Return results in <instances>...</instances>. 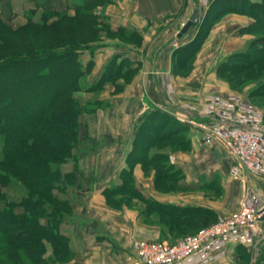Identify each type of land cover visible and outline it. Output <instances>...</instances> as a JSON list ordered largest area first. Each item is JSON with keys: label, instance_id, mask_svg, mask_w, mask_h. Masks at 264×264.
I'll return each instance as SVG.
<instances>
[{"label": "crops", "instance_id": "obj_1", "mask_svg": "<svg viewBox=\"0 0 264 264\" xmlns=\"http://www.w3.org/2000/svg\"><path fill=\"white\" fill-rule=\"evenodd\" d=\"M111 1L109 5V7L112 5L109 13L111 19L107 21L111 29L122 27L128 31H154L156 29L154 24L146 25L149 17L154 22L161 21L160 24L164 26L162 33L166 34L164 38H170L167 34L178 26L174 22V16L179 19L189 17L196 5L201 6L202 0ZM192 1H195L193 7ZM10 3L14 15L13 22L25 23L28 17V13L25 12H29L33 20L40 16L41 11L39 9L34 11L35 4L32 1L11 0ZM122 4H127L128 7H122ZM207 5L209 6V3ZM221 17L211 26L208 36L202 43V49L195 58L194 67L187 76L174 74L171 70L170 56L166 59L164 57L166 46L175 38L171 37L152 59L154 74L151 76L150 71L145 70L142 64V67L135 71L131 82L119 93L118 105L113 102L110 108H98L93 117L86 112L80 114L78 146L73 148V155L62 163L60 169L64 182L62 187L55 190L60 198L68 200L71 207L68 217L59 225L60 233L70 238L74 253L69 264H131L138 240H164L161 226L150 220H140L138 210L132 208L111 210L104 201V189L120 184L122 169H129L126 157L132 149L140 122L148 113L160 107L174 112L175 116L180 118L185 113L175 108H181L201 114L218 113L225 116L230 124L256 126L252 119L244 115L226 114L222 110L206 108V105L214 100L230 104L229 101L236 98L241 105L263 109L258 103H252L247 88L243 90L231 88L226 80L218 76L216 70L218 61L232 54L233 50L239 51L237 48L244 47L243 38L246 35L242 34L240 37L237 35L240 29L252 22V18L237 12H227ZM221 45L223 49L218 51V58L214 57V54H217L215 49ZM233 45H237V48ZM110 48L100 46L93 56L88 51H84L80 56L84 65L90 59L94 62L93 70L88 74L93 82L99 80L106 64L112 58L117 57V62H120L130 57L126 53ZM134 49L136 48L130 51L134 52ZM133 60L141 62L138 57ZM136 67L134 63L131 69L135 70ZM152 79L157 85L155 93L157 102L150 99L152 89H149V86ZM144 97L153 105L145 101ZM187 116L192 121L195 119V122L208 120L207 117ZM202 118L205 120H201ZM128 124L131 125V130L124 137ZM187 125L188 145L185 148L167 150L171 162L182 174V178L179 179L180 186L175 188L158 186L152 175H145L140 164L136 163L132 167V178L138 192L145 198L164 204L204 207L212 210L216 217L235 210L246 193L256 194L260 205L264 206V174L254 175L245 170L232 174L230 153L220 144L206 143L202 138L204 129L198 123ZM101 144L110 146L102 149L99 146ZM91 211L95 214L94 219L88 215ZM17 212L22 213L23 210L18 209ZM263 216L264 213L251 226L222 239L182 264H235L236 259L243 258L242 252L245 251L249 252L251 257L257 253L255 264H264V242L259 244L263 246L261 251L259 248L255 249V243L262 233ZM93 222L96 224L94 229H91Z\"/></svg>", "mask_w": 264, "mask_h": 264}, {"label": "trees", "instance_id": "obj_2", "mask_svg": "<svg viewBox=\"0 0 264 264\" xmlns=\"http://www.w3.org/2000/svg\"><path fill=\"white\" fill-rule=\"evenodd\" d=\"M2 1L8 3L9 0ZM45 1L42 3L44 12L40 22L29 19L24 25L13 29L0 17V35L6 33V30L12 34H21L27 29L31 30V34L34 31L40 32L39 34L47 32L53 26L47 24L48 19L60 13V10L53 7L49 0ZM92 1L94 0H64L61 5L64 6L62 12L73 9L77 19L89 20L91 13L79 10L84 4ZM261 8H264L262 2L252 0H211L207 15L219 19L227 12L243 13L252 17L250 26H255L262 21L258 15ZM197 42L195 39L175 49L182 52L181 56L186 61L187 69L192 66L195 53L193 51ZM57 44V47L43 51L26 49L25 53H17L14 50L15 43H6L0 38V185H9L15 181L26 189V193L18 200L0 194V232L8 245L23 250L30 258L34 256L38 264L44 263L41 258L43 247L40 245L42 236L57 242L56 247L59 249L71 251L69 238L59 232V225L67 216L64 209L68 207V202L55 196L53 191L58 189L57 185L62 179L60 165L71 155L78 141L79 116L86 107V104H81L71 92L75 88L79 89L80 78L93 62L90 59L84 65L80 59V53L90 48L87 44ZM263 61L264 45H256L249 47L247 51L233 53L222 62L218 72L221 74L223 71H229L236 76H245L251 66L257 68V64ZM173 67L174 73L180 72L176 63ZM99 81L100 78L88 89L99 84ZM263 84V79L256 82V89L250 91V95L263 98L262 90L256 91L257 86ZM257 103L262 106L261 102ZM156 114L168 116V113L154 109L144 117L128 154V165L135 161L144 164V160L138 158L137 153H143L142 148L138 147L135 151L138 146L137 136L143 129L157 134L165 121L153 123L152 119ZM187 129L188 125L185 123L180 122L176 126V133L172 137L184 134L183 146L178 147L184 148L188 145ZM159 135L160 139H166L164 131ZM132 154L136 156L133 161L130 160ZM160 155L165 154L152 153L147 157L149 161H153ZM123 175L132 178L131 168L122 169L121 183L105 188L104 193L112 194L121 188ZM181 178L182 174L176 167L170 171L158 170L155 175L156 184L162 188L179 187L178 181ZM132 188L133 192L138 193L148 204L144 212L148 209L150 214L155 213L157 216L152 222L161 226L163 239L169 240L179 234L184 236L194 233L217 218L216 214L207 208L160 203L143 197L135 186ZM16 206L23 207L24 211L15 212ZM144 216L146 218V214ZM41 218L45 219L44 223L40 221ZM259 246L261 251L263 246Z\"/></svg>", "mask_w": 264, "mask_h": 264}, {"label": "rangeland", "instance_id": "obj_3", "mask_svg": "<svg viewBox=\"0 0 264 264\" xmlns=\"http://www.w3.org/2000/svg\"><path fill=\"white\" fill-rule=\"evenodd\" d=\"M29 1L34 2L35 4L34 11L39 9L41 13L40 16H37V18L33 20L31 14L29 12H25L28 13L27 15L28 17L25 23L29 19L35 22H40L42 19L41 18L42 14L44 12L42 3L44 4V2L46 1L45 0H29ZM49 1L53 7L60 10L59 11L60 13L52 15L48 19L47 24L50 23L53 26L47 32H43L39 34L40 32L34 31L31 34V30L27 29L22 31L21 34H12L8 32V30H6V33L1 34L0 38L4 40L6 43L7 42L15 43L16 48L14 50L17 53H25L26 49L30 51H43L49 48L57 47L58 46L57 43H61V42L66 44L71 42L74 43L81 42L87 44L90 47L89 49H86L84 51H88L89 53H91V56H93L95 50L100 46L102 47L109 46L111 47L110 48L111 50H119L130 56V57H126L123 61L121 60L122 62L121 61L117 62L116 59L117 57L112 58V60L106 64L104 68V72L100 75L99 84L92 87L91 89H88L89 86L95 84V82H93L88 75L93 70L94 67V62H92L89 70L86 73H84V75L79 80V89L75 88L72 90L71 92L72 96L77 98L81 104H86L85 110H83L82 112L89 113L92 117L94 116L93 114L98 108L107 109L111 107L113 102H115L117 105L120 103L119 93L122 92L125 85L131 82V79L133 78L135 71L140 69L142 67V64L145 70H147L148 72L150 71L151 76L154 74V67L151 64H152V59H154L158 49L171 37H176L179 29L182 27L183 23H185V21L188 18V16H186L183 17L182 19H179V17L174 16L175 17L174 22L175 24L177 23L178 26L175 29H173L171 33L167 34V36L170 38H164L166 37V34L162 33L164 30V26L163 24H160L161 21L154 22L149 17L146 20V25L151 26L154 24L153 26L156 28L154 31H146V32L143 31L137 32L136 30L128 31L122 27H119V29H111L110 25L107 22L108 20L111 19V17L109 16V13L111 12V8H112V5L109 7L110 3L112 2L111 0H94L90 3L84 4L79 11H84V12L89 11L91 13L89 16L90 17L89 20L77 19V16H74L76 15V12L73 9H68L66 13L65 12L63 13L62 11L64 10L62 9L64 6L61 7V5L64 0H49ZM118 1H122V0H118ZM210 1L208 0L201 1V19L195 31L185 41L172 44V46L169 49H166V52L164 53L165 59L170 56L169 60L171 61L172 72L174 73L173 71L174 63H176L177 69L178 71H180L179 73H174V74L180 76H187L192 71L194 67L195 58L197 57L198 53L201 51L202 43L205 40V38L208 36L211 26L222 18L219 17V19H216L212 17L210 14L207 15V11H208L207 3H210ZM252 1L262 2L264 6V0H252ZM10 2L11 0H9L8 3L0 0V17L2 18L3 21L10 24V26L13 29H15L19 26L24 25L25 23L19 24L18 22H13L14 15ZM121 6L128 7L127 4L124 5L122 4ZM193 6H195V1L191 2V7ZM31 11L33 12V10ZM258 15H259V19H262L261 22L259 21L260 22L259 24L257 23V25L255 26L254 25L250 26L249 24L248 25L249 27H244L243 29L239 30V35H237V37L243 36L244 34L247 37V38L246 37L243 38L244 47L237 48L236 47L237 45H233L235 46L234 48L239 49V51H247L249 47H255L256 45H264V8H261L258 11ZM227 38L228 36L226 37V40ZM195 39H197L198 41L197 43L199 44V46L197 44L194 47L195 50L193 52L195 53L192 59V66L190 69H187V67L185 66L186 61L181 56L182 52L175 51V49H177L178 47L184 44L190 43L192 40ZM132 48H136L134 49L135 50L134 52L130 51ZM221 49H223L222 45L219 48L215 49V52H217V54L216 55L214 54V57L218 56V51H220ZM84 51L80 53V56L83 55ZM234 51L236 50H233L232 54L235 53ZM232 54H229L228 56H225L220 61H218L216 65L218 76L226 80L233 89L243 90L247 88L248 96L252 100V103L254 104L257 102H261L263 109L259 110L257 107L241 105L240 104L241 102L239 103V101L236 98H232L229 101L231 102L230 104L228 102L218 103L216 100H214V102H211L208 105H206L207 106L206 108L207 110H216V111L222 110L226 112V114L232 113L233 115L236 114L244 115V117H249L254 121L256 126L261 127L264 130V97L260 98L258 96L255 97L250 95V91L256 89L254 88L256 86V82H258L260 79L264 80V61L257 64V68L251 66V68L246 71L245 76L243 75L236 76L235 74L229 71H223V73L220 74L218 72V68L220 67L222 62L227 60ZM220 56L221 55H219V57ZM132 57L133 58L138 57V59H140L141 62H139V60L138 61L133 60ZM83 62L85 63V60ZM134 63H135V67L136 66L137 67L135 68V70H132L131 67L134 65ZM257 87L258 88L256 91L262 90L264 94V84L262 86L258 85ZM156 88H157L156 81L152 79L151 86H149V89H152L150 91V94L152 95L150 98L151 100H155L156 98V94H155ZM125 100L127 101V99H124V101ZM144 100L150 102L147 97H144ZM155 101L157 102V100ZM233 105L236 106L233 107ZM215 106H217L218 108L217 107L214 108ZM159 109L162 111V113L163 112L168 113L167 114L168 116L164 114L160 116V114L157 115L158 114L157 113L154 119H152L153 123H156L157 121L160 122L162 120L165 121L163 122L160 129H158L159 131L157 132V134L149 132L150 130L148 131L147 129L145 130L143 129L139 132L137 136L138 146L135 147V151H137L138 147L142 148L143 153L141 154H139V152L137 153L139 155L138 158H140L142 161L144 160L143 161L144 164H141L140 162L137 161H135V163L133 162L134 164L139 163L144 174L152 175V178L154 180L158 170L170 171L176 167L175 164L171 162L167 154V150H169L170 148L175 149L180 145L183 146L184 134L180 136H176L175 138L172 137L173 134L176 133L175 128L178 125V123L180 122L185 124L190 123L191 125L197 123L200 124V122L197 121L195 122V119L193 120L192 123L187 122L181 119L180 116H179L180 118H177L175 116V113L171 112L170 110L161 109L160 107ZM169 117H173V119ZM128 125L127 128L125 129V133L123 134L124 137L127 136L131 130V125L129 126ZM168 130H170L171 132H168ZM161 131H164L166 133L165 135L166 139H160L161 136L159 135V133ZM206 143L220 144L226 149V147L223 144L217 141L206 142ZM76 146H78V141L74 147ZM99 146H101V148L103 149L110 145L101 144ZM226 150L229 152L228 149ZM152 153H164L165 155H160V157H157L153 161H149L147 155H150ZM72 155L73 154L71 153L70 156ZM0 158H1V143H0ZM68 158H66V160ZM134 158H136V156L132 154L130 160L133 161ZM133 163H129V168H131V172H132ZM233 163H234V159L232 157V164ZM232 164L230 167V171L232 172V174L235 175L237 173H234L232 171ZM123 179H124L123 186L119 188L116 192L112 194L104 193V201L106 206L109 209L115 211L123 210L125 208L136 209L140 214V220L154 221L157 218L155 213L150 214V211L148 209L145 210L144 212V209L147 207L148 204L144 199H142V197L138 193L135 194L133 192L132 187L135 186V180L133 178L126 177L125 175H123ZM63 182H64L63 179H61L57 187H62ZM25 193H26V189L20 183H17L15 181L11 182L9 185H5V186L0 185V194H6L7 196H9L14 200L20 199ZM53 193L55 196L60 198L58 192L54 190ZM243 196H245V194ZM60 199H65L68 202L66 198H60ZM18 209L24 211L23 207L16 206L14 209L15 212H17ZM64 210L65 213L67 212V216L62 221H64L71 212V207L69 206V204L68 207H66ZM144 214H146V218L144 217ZM88 215L91 216V219H94L95 217L93 211L89 212ZM151 215L153 216L151 217ZM40 221L44 223L45 219L41 218ZM95 224L96 222H93V225L91 224L90 228L94 229ZM180 237L182 236L179 234L176 235L174 239H169V240L164 239L162 241H167L171 243V242H175ZM69 242H70V238H69ZM57 244H58L57 242L55 243L52 242L46 236H42L40 240V245L43 247L41 258L44 259V263L41 262L40 264L70 263L74 255L72 248L71 251H68L66 249H59L58 247H56ZM242 253H244L242 256L243 258L236 259L235 264H249V261L251 259L250 253L246 251ZM0 264H38V263H36L34 256L30 258L23 250L8 245L2 239V234L0 232Z\"/></svg>", "mask_w": 264, "mask_h": 264}, {"label": "built area", "instance_id": "obj_4", "mask_svg": "<svg viewBox=\"0 0 264 264\" xmlns=\"http://www.w3.org/2000/svg\"><path fill=\"white\" fill-rule=\"evenodd\" d=\"M220 120L208 118L198 125L204 129L206 142H220L234 159L232 171H249L254 175L264 174V130L252 124H229L225 116L211 114ZM181 116V115H180ZM187 122L192 119L182 114ZM264 213L254 193H246L237 208L215 221L202 226L196 232L184 235L175 242L153 239H140L132 256V264H182L187 259L208 250L226 237L243 230Z\"/></svg>", "mask_w": 264, "mask_h": 264}, {"label": "water", "instance_id": "obj_5", "mask_svg": "<svg viewBox=\"0 0 264 264\" xmlns=\"http://www.w3.org/2000/svg\"><path fill=\"white\" fill-rule=\"evenodd\" d=\"M200 19H201V6L198 4L193 8L192 13L187 18L185 23H183L182 27L179 29V31H178L176 37L173 39V41L166 46V49H169L172 46V44L185 41L195 31V29L197 28V26L200 22ZM175 109L178 111H181L187 115H195V116H200V117L212 118L214 120H220L218 117H215V116L209 115V114H201V113H197L194 111L181 109V108H175ZM231 125H233V124H231ZM263 242H264V216H263V226H262L261 237L255 243V249L258 250L259 244L263 243ZM257 255H258L257 253L253 254V256L251 257V259L249 261V264H255V262L257 260Z\"/></svg>", "mask_w": 264, "mask_h": 264}]
</instances>
